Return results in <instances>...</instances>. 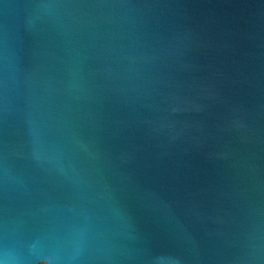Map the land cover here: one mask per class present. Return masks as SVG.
<instances>
[{
    "label": "water",
    "instance_id": "95a60500",
    "mask_svg": "<svg viewBox=\"0 0 264 264\" xmlns=\"http://www.w3.org/2000/svg\"><path fill=\"white\" fill-rule=\"evenodd\" d=\"M0 264H264V0H0Z\"/></svg>",
    "mask_w": 264,
    "mask_h": 264
}]
</instances>
